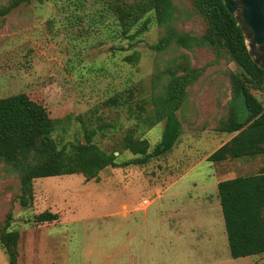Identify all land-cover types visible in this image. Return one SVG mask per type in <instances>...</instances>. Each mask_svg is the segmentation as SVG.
I'll return each mask as SVG.
<instances>
[{"label": "rangeland", "instance_id": "obj_1", "mask_svg": "<svg viewBox=\"0 0 264 264\" xmlns=\"http://www.w3.org/2000/svg\"><path fill=\"white\" fill-rule=\"evenodd\" d=\"M75 1L44 0L20 7L0 22V99L24 93L43 106L57 122L56 140L83 143L82 127L92 130L102 124L109 127L93 143L107 153L118 151L116 163L133 159L121 140L135 122L126 110L109 107L108 99L128 81L149 96L182 56L204 72L187 89L176 114L182 129L178 142L146 166L107 167L98 181L81 175L35 180L26 209L17 200V175L0 162V230L9 216L8 231L19 234L16 264H264V255L230 258L216 188L220 181L259 173L264 155L207 161L233 136L218 127L228 116L235 65L208 47L152 51L164 32L156 26L131 48L112 43L103 29L88 31L86 20L69 19L68 5ZM172 1L175 29L202 35L204 23L190 0ZM81 9L83 17L90 5L85 2ZM119 47L128 51L119 52ZM134 53L137 62L123 61ZM251 92L264 106V91ZM163 130V122L144 128L141 138L150 150ZM45 211L59 218L34 224L33 217ZM0 264H9L1 245Z\"/></svg>", "mask_w": 264, "mask_h": 264}, {"label": "trees", "instance_id": "obj_2", "mask_svg": "<svg viewBox=\"0 0 264 264\" xmlns=\"http://www.w3.org/2000/svg\"><path fill=\"white\" fill-rule=\"evenodd\" d=\"M0 22L20 7L41 4L44 0H0ZM90 5L87 15H79L83 4ZM205 29L198 37L181 33L173 26L175 6L172 0H77L70 20H86L89 28L103 29L107 41L127 43L129 48L156 26L163 35L150 49L163 52L171 46L191 50L208 47L216 55H225L236 67L231 73L232 97L228 116L218 131L233 135L231 139L208 156L207 161L255 158L264 155V106L251 91H264V71L255 65L245 46L240 28L222 0H190ZM69 4V3H68ZM119 52L128 51L119 47ZM124 62H137L138 54L124 56ZM175 65L170 76L149 96L144 89L128 81L127 85L106 104L126 110L135 127L125 131L121 147L134 158L116 163L118 151L107 153L93 143L92 138L109 126L88 130L82 127L83 143L55 139L57 122L50 119L40 104L24 94L0 99V162L8 166L19 179L17 197L22 208L33 201V182L38 179L81 175L85 181H98L107 167L146 166L150 161L168 154L178 142L181 124L177 112L187 97V89L203 75L204 70L192 67L187 56ZM159 80V78H158ZM161 82V81H160ZM149 107V108H148ZM163 122L160 142L150 150L141 135ZM82 124V121H80ZM222 212L230 258L240 259L264 255V168L259 173L221 181L216 185ZM58 214L48 211L33 217L34 224L57 221ZM10 217L0 230V245L9 264L17 262L19 234L8 231Z\"/></svg>", "mask_w": 264, "mask_h": 264}, {"label": "water", "instance_id": "obj_3", "mask_svg": "<svg viewBox=\"0 0 264 264\" xmlns=\"http://www.w3.org/2000/svg\"><path fill=\"white\" fill-rule=\"evenodd\" d=\"M222 2L240 28L252 62L264 71V0Z\"/></svg>", "mask_w": 264, "mask_h": 264}, {"label": "crops", "instance_id": "obj_4", "mask_svg": "<svg viewBox=\"0 0 264 264\" xmlns=\"http://www.w3.org/2000/svg\"><path fill=\"white\" fill-rule=\"evenodd\" d=\"M224 181H225V180H224ZM220 182H221V181H220ZM218 183H219V182H218ZM218 183H217V184H218Z\"/></svg>", "mask_w": 264, "mask_h": 264}]
</instances>
